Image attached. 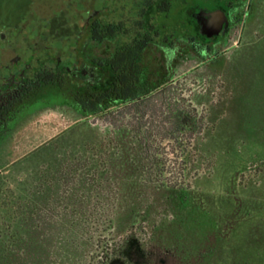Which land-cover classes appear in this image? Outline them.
Masks as SVG:
<instances>
[{"label": "flooded vegetation", "instance_id": "af4514ba", "mask_svg": "<svg viewBox=\"0 0 264 264\" xmlns=\"http://www.w3.org/2000/svg\"><path fill=\"white\" fill-rule=\"evenodd\" d=\"M96 21L102 23V40L90 35ZM113 25L118 30L110 36ZM84 26L95 44L135 34L110 53L92 55L82 45L70 62L58 57L55 65H49L45 58L32 61L21 26L0 25V202H11L13 194L6 172L19 165L25 168V153L8 169L2 158L10 154V143L25 130L30 115L49 111L58 112L57 118L61 114L91 117L106 128L104 135L98 132L82 142L70 138L63 142L65 136L59 133L42 143L54 148L53 153L60 150L40 166L45 187L58 191V201L74 209V217L84 222L80 231L73 232L75 246L65 262L59 256L56 264H219V243H208L187 255L167 241L174 227L168 232L167 228L177 224L178 217L184 219L198 202L191 196V181L202 169L196 162L200 159L197 140L206 130L215 135L219 117L210 120L189 84L197 72L220 76L226 62L247 57L257 34L264 32V0H139L132 27L125 18H102L97 9L89 12ZM13 30L22 37L14 39ZM151 49L159 52L155 65L146 62ZM100 95V103H94ZM132 95L137 96L135 131L126 126L129 121L110 113L111 108L126 105L115 104V97ZM99 105L102 112L94 113ZM175 108L184 111V123L195 128L177 140L171 135ZM74 124L64 132L75 129ZM4 142L8 146L3 148ZM132 159L138 160L137 166ZM143 159L149 176L141 174ZM156 159H161V165ZM253 160L245 162V169L253 171L248 166ZM236 166L235 179L241 171ZM61 191L68 192L67 198L61 200ZM109 206H128L133 211L121 227L110 228L103 224Z\"/></svg>", "mask_w": 264, "mask_h": 264}, {"label": "rangeland", "instance_id": "374dc122", "mask_svg": "<svg viewBox=\"0 0 264 264\" xmlns=\"http://www.w3.org/2000/svg\"><path fill=\"white\" fill-rule=\"evenodd\" d=\"M138 1L0 0V25L21 26L25 50L34 58L32 61L36 63L37 59L45 58L49 65H55L58 57L70 62L77 47L80 50L82 45L88 53L101 55L129 41L134 32L118 36L106 45L95 44L84 25L89 12L97 9L102 18L115 21L125 18L132 27ZM7 29L12 31L11 26ZM11 35L14 39L22 37L16 30ZM257 35L246 58L226 62L220 76H210L212 71L197 72L191 79L194 83L189 84L195 88L196 102L210 114V120L219 117L215 135L206 130L197 140L200 159L196 162L202 169L201 175L191 181L192 198L203 201L206 206L197 202L188 209L184 219L178 217L177 224L167 228L168 232L174 227L167 241L187 255L208 243H219L216 256L219 264H264V32ZM158 53L156 49L148 51L146 62L155 65ZM206 95H210L208 101H205ZM48 113L30 115L25 121V130L17 132L10 143V154L2 158V165L8 164V169L10 163L25 153L24 170L19 165L5 174L7 187L12 192L21 178L33 179L40 165L60 152L58 149L53 153L55 150L48 144H42L45 141L59 133L65 136L63 142L69 138L82 142L85 136L93 137L98 132L104 135L106 128L91 117L82 119L80 114L69 117L61 114L57 118L58 112ZM72 123L75 129L64 132ZM2 145L8 146L6 142ZM51 145L54 147L55 143ZM46 151L53 154L47 152L41 156ZM251 157L255 161L248 166L253 171L244 167ZM236 163L241 171L235 174V179Z\"/></svg>", "mask_w": 264, "mask_h": 264}, {"label": "trees", "instance_id": "16d2710c", "mask_svg": "<svg viewBox=\"0 0 264 264\" xmlns=\"http://www.w3.org/2000/svg\"><path fill=\"white\" fill-rule=\"evenodd\" d=\"M117 30L116 26H110V36L116 34ZM90 35L94 40H102L101 21L94 23ZM136 97L134 95L125 98L115 97V104L124 103L126 105L110 109L111 115H115V118L129 121L126 126L132 131L138 129L134 124L137 112L133 110ZM96 99L94 103H100L101 95L96 96ZM102 109L99 105L93 112L101 113ZM183 114L184 111H177L176 108L173 111L175 123L171 135L176 140L180 136H184L185 133L195 132V128H189L184 123ZM156 160L157 166L161 165V159ZM145 161V159L141 160V174L149 176L150 169ZM130 162L136 166L139 163L136 159H132ZM41 168L39 167L38 173L33 179L22 181L15 190L13 189L11 202H0V264H56V258L59 256L65 262L64 259L75 246L73 232L78 231L84 225L78 216L74 217V209L67 204L62 205V201H58V191H55L52 186L45 187L47 182L43 180ZM52 168L53 166L50 167V169ZM50 172L51 170L48 173L50 174ZM67 193L61 191V200L67 198ZM96 210L99 212L104 209L96 208ZM106 211L107 217L103 224L113 228L114 226L121 227L131 216L133 208L109 206ZM60 250H63L61 255Z\"/></svg>", "mask_w": 264, "mask_h": 264}]
</instances>
